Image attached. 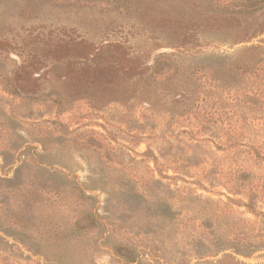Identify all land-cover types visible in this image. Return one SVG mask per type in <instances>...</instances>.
Instances as JSON below:
<instances>
[{
    "label": "rangeland",
    "instance_id": "obj_1",
    "mask_svg": "<svg viewBox=\"0 0 264 264\" xmlns=\"http://www.w3.org/2000/svg\"><path fill=\"white\" fill-rule=\"evenodd\" d=\"M70 230L64 264H264V2L0 0V264Z\"/></svg>",
    "mask_w": 264,
    "mask_h": 264
},
{
    "label": "trees",
    "instance_id": "obj_2",
    "mask_svg": "<svg viewBox=\"0 0 264 264\" xmlns=\"http://www.w3.org/2000/svg\"><path fill=\"white\" fill-rule=\"evenodd\" d=\"M120 1V0H119ZM264 2V0H259ZM129 4L134 5L135 2L134 1H127ZM258 2V1H257ZM125 5V4H123ZM167 56L165 55H161L159 56V58L156 60L155 62V71L156 70H160L165 68L164 65L168 64V60L166 59ZM87 212V211H85ZM84 223L81 222V220H78L77 223H75L73 226V231L76 232L74 234H82V235H87L90 234L92 232H96V231H100L102 228H107V224L104 222V220L100 217H97L95 214L93 213H86L84 214ZM70 234L69 235H59L58 240H61L62 245L64 246V251H57L55 253H49L47 254V256L53 258L55 260V262L57 264H64L65 261V257L66 256H74L76 254H78L80 251H78L77 248V244L76 242L74 243V237L75 235L72 234V231L70 230ZM161 243L163 245H166L165 242L161 241ZM61 245V246H62ZM147 251H139L138 253V257L135 256V254L131 253L129 260L130 264H140V257H142L143 253H146ZM149 253H151L149 251ZM147 254V253H146Z\"/></svg>",
    "mask_w": 264,
    "mask_h": 264
}]
</instances>
